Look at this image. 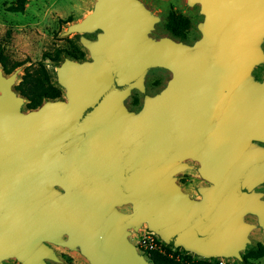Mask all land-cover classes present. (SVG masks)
Masks as SVG:
<instances>
[{
  "label": "water",
  "instance_id": "1",
  "mask_svg": "<svg viewBox=\"0 0 264 264\" xmlns=\"http://www.w3.org/2000/svg\"><path fill=\"white\" fill-rule=\"evenodd\" d=\"M183 7H197L192 43L156 36L145 0H92L61 34L88 58L54 65L64 99L37 109L14 89L21 68L0 65V264L58 262L54 247L151 264L130 240L142 229L201 260L243 261L264 231V0ZM190 171L205 182L195 196L177 183Z\"/></svg>",
  "mask_w": 264,
  "mask_h": 264
},
{
  "label": "rangeland",
  "instance_id": "2",
  "mask_svg": "<svg viewBox=\"0 0 264 264\" xmlns=\"http://www.w3.org/2000/svg\"><path fill=\"white\" fill-rule=\"evenodd\" d=\"M145 1L162 17V22L156 27V36H171L163 30L162 25L167 17L182 14L188 17L191 21L189 38L182 41L192 43L194 39L199 37V33L194 28L197 7L190 10L185 9L183 7V0ZM15 2L16 0H0V55L5 58L8 68L15 63L22 64V66L18 67L21 68V72L16 84L19 82V78L22 76L26 67L30 65L36 67L40 61L43 62L52 82L54 83L53 66L60 64L64 57H70L67 56L66 53H63L58 62H51L50 60L42 59L44 53H53L57 49L71 51V44H74L84 53V58L82 60L88 58L87 52L80 47L73 35L62 37L61 34L66 30V27L69 24L78 22L84 18L91 8L92 0H26L24 11L22 13H11L7 11V8ZM257 72L263 74L264 65L259 67ZM169 77L170 74L167 72L160 71L151 73L145 83L147 93L150 95L155 93L165 84ZM60 91L61 96L58 99H64L63 91L61 89ZM133 100H136L139 104L133 106ZM141 101L140 94L134 92L127 100L126 105L130 109H135L141 104ZM25 104L23 111L27 112L29 110H27ZM188 163L190 165H196L191 161H188ZM177 178V183L182 187V190L194 196L195 193L193 187L205 185V182L192 171L180 173ZM259 191L264 193V187H260ZM146 232L145 229H142L138 235H132L130 238L131 242L136 245L141 254H145L144 251L146 250V245L141 242L142 236L145 235L155 249L162 252L170 250L171 255L179 252L177 253V257H184L187 255L194 261H205L194 255L186 254L181 250L174 251L172 248L163 245L156 236L146 234ZM249 239L250 246L241 254L243 261L230 259L209 262H219V264H264V257L261 259H252L247 256V252L255 249L257 245H264V231L262 232L258 229L253 230L250 233ZM53 249L59 261L53 262L47 260L46 264H88L87 261L76 252H69L66 249L59 247H54ZM3 264L19 263L12 259L5 261Z\"/></svg>",
  "mask_w": 264,
  "mask_h": 264
},
{
  "label": "trees",
  "instance_id": "3",
  "mask_svg": "<svg viewBox=\"0 0 264 264\" xmlns=\"http://www.w3.org/2000/svg\"><path fill=\"white\" fill-rule=\"evenodd\" d=\"M26 0H16V2L7 8L11 13H22L24 11ZM164 31L169 33L173 38L178 40H187L191 29V21L188 17L180 15H171L167 17L162 25ZM72 50L57 49L53 53H44L43 60L58 62L60 56L66 53L67 56L74 60H82L84 53L74 44H71ZM0 65L6 75L13 73L21 63H15L8 68L5 58L0 55ZM14 89L26 100L25 107L27 110L37 109L46 100H56L60 98V89L52 82L42 61L37 66L30 65L23 71L19 82ZM139 102L132 101L133 106H137ZM145 255L151 264H219V262L194 261L190 256L177 257V253L170 254V250L162 252L158 249L145 250ZM247 256L252 259H261L264 257V245H257L253 250L247 252Z\"/></svg>",
  "mask_w": 264,
  "mask_h": 264
},
{
  "label": "built area",
  "instance_id": "4",
  "mask_svg": "<svg viewBox=\"0 0 264 264\" xmlns=\"http://www.w3.org/2000/svg\"><path fill=\"white\" fill-rule=\"evenodd\" d=\"M146 234L151 235V233H149V232H146ZM152 235H153V234H152ZM141 242H142L144 245H146V248H145L146 250L155 249L154 246L149 242V240H147V238H146L145 235L142 236V240H141Z\"/></svg>",
  "mask_w": 264,
  "mask_h": 264
},
{
  "label": "crops",
  "instance_id": "5",
  "mask_svg": "<svg viewBox=\"0 0 264 264\" xmlns=\"http://www.w3.org/2000/svg\"><path fill=\"white\" fill-rule=\"evenodd\" d=\"M149 2H152V1H170V0H148Z\"/></svg>",
  "mask_w": 264,
  "mask_h": 264
},
{
  "label": "flooded vegetation",
  "instance_id": "6",
  "mask_svg": "<svg viewBox=\"0 0 264 264\" xmlns=\"http://www.w3.org/2000/svg\"><path fill=\"white\" fill-rule=\"evenodd\" d=\"M196 164V163H195ZM197 165V164H196Z\"/></svg>",
  "mask_w": 264,
  "mask_h": 264
}]
</instances>
